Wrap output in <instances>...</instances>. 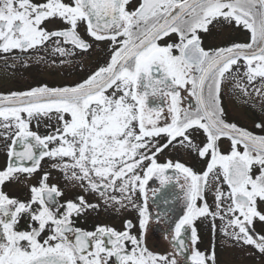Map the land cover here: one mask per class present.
I'll use <instances>...</instances> for the list:
<instances>
[{"label":"snow or ice","instance_id":"1","mask_svg":"<svg viewBox=\"0 0 264 264\" xmlns=\"http://www.w3.org/2000/svg\"><path fill=\"white\" fill-rule=\"evenodd\" d=\"M128 3L0 0V51H27L54 38V51L62 55L67 53L61 42L86 51L91 45L77 32L79 21L87 23L90 36L109 39L115 46L109 62L80 83L54 88L42 85L0 97L12 105L0 106V117L5 121L0 128L12 127L8 123L11 120L18 129L8 146L9 163L0 170V186L17 172L35 173L45 157L58 159L60 162L52 167L61 169L66 179L80 182L85 191L97 192L105 203H122L120 198L108 196L110 191L126 194L124 199L139 210L140 229L139 235H133L130 220L125 221L124 231L106 226H97L94 231L74 228V214L98 209L99 205L89 204L83 196L58 204L55 197L63 193L57 185L47 183L49 173L45 172L39 186L30 187L27 202L0 191V264H109L113 257L117 264H178L176 254L182 255L187 249L181 238L186 227L191 228L192 264H216L214 247L210 254L194 247L199 239L194 221L209 216L213 231L216 218L225 221L230 217L221 228L224 235L264 254V235L254 230L255 221L264 224V210L258 207V201L264 204V135L227 123L220 101L222 79L241 59L246 63L249 83L257 78L264 81V0H142L131 12ZM219 17L242 25L250 32V42L205 50L199 32H207L208 25ZM54 18L70 27H42ZM171 33L177 35L178 42L158 43ZM182 89L196 97L194 111L181 108ZM109 90L111 94H106ZM243 91L247 94L246 89ZM254 91L264 94V84ZM150 98L160 102L154 104ZM52 111L60 127L44 137L30 131L21 115L26 113L31 118ZM256 127L264 129V124ZM192 129H202L206 134L203 146L197 148L192 143ZM3 135L9 138L7 131ZM161 136L167 137L166 143L156 140ZM222 136L231 140L227 154L219 151L217 141ZM173 142L181 146L187 142L201 158L210 157L206 169L196 173L178 161L158 163L157 153ZM17 143L22 150H16ZM49 144L56 146L49 148ZM26 161L31 165L26 166ZM145 161L148 164L141 176L136 170ZM254 166H258V174L253 173ZM168 169L183 174L180 187L185 191L187 210L174 226L176 254L161 255L144 245L149 222L144 190L154 175L165 186L172 179L165 175ZM210 176L216 185L215 212L204 200ZM221 177L228 185L227 193L220 188ZM137 190L144 194V207L132 201L131 193ZM198 200L203 203L198 205ZM225 200L230 201L226 207ZM21 215L29 216L32 222L28 230L16 228ZM45 231L50 234L41 239ZM67 233H73L74 240Z\"/></svg>","mask_w":264,"mask_h":264},{"label":"flooded vegetation","instance_id":"2","mask_svg":"<svg viewBox=\"0 0 264 264\" xmlns=\"http://www.w3.org/2000/svg\"><path fill=\"white\" fill-rule=\"evenodd\" d=\"M46 0H33V3H45ZM64 3L71 4L73 0H63ZM142 0H129L127 4V10L133 11L139 7ZM42 27L47 30L64 29L70 27L67 23L63 22L59 18L49 19ZM77 32L79 35L87 41L91 47L83 51L79 48L73 47V45L64 44L61 42L60 46L66 49L67 54H60L54 51L56 44L55 38L45 42V44L37 46L27 51H21L19 49H13L8 53L0 51V97L7 96L12 92H26L34 87L47 85L50 88L73 86L77 83L87 79L94 71L99 67L105 66L112 55L113 42L109 39L96 40L90 36L87 32V23L85 21H79L77 25ZM199 35L202 41V47L205 50H214L218 48H226L234 43H248L250 42V32L246 30L242 25L237 26L235 21H225L222 17L214 19L208 25V31H200ZM124 37H118L123 39ZM178 42V37L175 33H171L169 36L162 38L158 41L160 45L167 43ZM178 54V53H175ZM29 59H32L29 63ZM29 63L28 69L34 68L35 82L39 84H14L11 83L12 79H16V75H21V72L26 71L25 65ZM27 66V65H26ZM246 72L247 66L243 59L237 62V65H233L232 69L225 73L221 82L220 101L221 107L224 111L223 119L227 123H235L239 128L246 129L255 135H264V129L256 127L258 123L264 124V96L258 97L257 95H248L242 91L243 84H228V82L234 77H231V73ZM198 75V73H193ZM46 79L49 82H44ZM20 81L21 79L18 78ZM10 81V82H9ZM34 82V83H35ZM7 86V87H6ZM190 88L191 85L189 84ZM111 94V90L108 93ZM240 95V96H239ZM181 108L194 111L197 107V100L195 96L189 94L186 90H181ZM153 103H159V98H150ZM9 101H0V106L10 107L12 105H5ZM235 103L241 104L244 111H240L236 108ZM241 113V114H239ZM241 115L242 118H240ZM27 121L29 130L37 133L39 136L44 137L55 129L60 127V122L57 118L55 111L48 113V115L34 114L33 117L28 118L26 113L21 114ZM165 115L167 116V107L165 102ZM66 119L69 117L66 116ZM234 118L238 121H234ZM170 122V117H168ZM5 123L3 118L0 117V124ZM8 123L12 124L9 129L0 128V170L7 167L9 163L8 158V146L12 143V137L18 129L14 126V123L10 120ZM163 125L164 121L160 122ZM8 132L9 138L5 139L3 133ZM192 143L198 148L203 146L207 142L206 134L202 129L189 130ZM179 139V138H178ZM156 140L160 144L167 142L166 136L157 137ZM219 151L227 154L231 151V140L222 136L218 141ZM56 145L49 144V148ZM17 151L22 150V146L17 143L15 146ZM239 150L243 152V146H239ZM39 149H37V152ZM158 163H166L171 160L173 163L180 162L185 166L190 167L196 173H202L206 167L210 157L201 158L198 152L192 147L187 146L185 142L184 146H181L178 142H173L162 152L157 153L156 156ZM58 159H52L45 157L40 162V168L32 173L30 176L27 173L17 172L13 178H10L2 186L0 191L5 192L10 198H15L20 201L27 202L31 198L30 187L32 185L39 186L41 177L45 172L49 173L47 183L49 185H57L62 196L55 197L58 204L63 205L67 200H76L77 197L83 196L89 204H98L99 208H90L79 215L74 214L72 216V226L74 228H80L84 231H94L97 226H106L116 229L117 231L125 230V221L130 220L132 222L131 233L133 235H139V210L132 206L127 199H124V193L119 191L108 192V196H116L121 199L122 203H105V199L101 198L97 192L85 191L81 187L80 182L71 181L66 179L64 172L59 168H54L52 165L59 163ZM148 162L138 168L136 171L143 175L142 169L147 167ZM26 166H30L31 162L26 161ZM258 166L253 167V173L258 174ZM165 175L172 177L171 180L165 185L161 186L159 176H152L148 183L145 185V194L147 195V209L149 213V222L146 231L144 232V245L149 251L165 254H176V248L174 247L175 241L172 239L174 236L175 223L186 212V200L185 191L180 187L184 183L183 174H178L175 169H168ZM177 178L179 182H177ZM119 183V182H118ZM86 187V182H85ZM220 188L223 192L229 191L228 185L223 182L221 177ZM159 189V191H156ZM215 191L216 185L209 177V183L204 190V200L207 201L210 210L216 211L215 203ZM132 201L140 206L144 207L145 198L144 194L140 191L131 193ZM202 200H198L197 204H202ZM230 201H223L224 207ZM35 208L36 205H33ZM55 208V205H52ZM258 207L260 210H264V204L258 201ZM63 211V209H61ZM230 217H226L225 221H221L219 218L215 219V231L212 227V217H199L194 221V227L197 230L199 237L196 245L194 246L199 251L205 254H210L215 250L216 264H264V254H261L254 246L243 243V241H237L229 236L224 235L221 231L222 226L226 223V220ZM32 223L29 216L21 215L19 222L16 226L17 230H28V225ZM254 230L260 235H264V224L258 220L254 223ZM232 231V229H229ZM48 231L41 234V239H44L49 235ZM70 239L74 240L73 233H67ZM181 238L187 245L186 251L182 255L176 254L178 264H192L191 255L193 245L191 243V228L186 227L182 232ZM131 249V245H128ZM231 249V250H230ZM230 258V259H229ZM109 264H117V261L113 257ZM210 264V262H209Z\"/></svg>","mask_w":264,"mask_h":264},{"label":"rangeland","instance_id":"3","mask_svg":"<svg viewBox=\"0 0 264 264\" xmlns=\"http://www.w3.org/2000/svg\"><path fill=\"white\" fill-rule=\"evenodd\" d=\"M32 59H29V63H30V61H31ZM29 63H27L26 65H25V69H26V71L25 72H21V75H17V74H15L16 75V79H12V77H11V83H14V84H39V83H37V82H35L34 81V79L36 78V76H35V70H34V68H31V69H28V65H29ZM231 75V77H233L229 82H228V84H243V88H242V91H243V89H246L247 90V94L248 95H250V96H252V95H257L258 97L260 96V97H263L264 96V94H261V95H258L257 93H256V91H254V88H261V86H262V84H264V81H261L260 80V78H257L255 81H253L252 83H249V81H248V78H247V74H246V72H240V73H231L230 74ZM18 78H20L21 80L19 81L18 80ZM45 81L44 82H49V81H47L46 79H44ZM9 81V82H10ZM35 82V83H34ZM7 87V86H6ZM244 92V91H243ZM245 93V92H244ZM240 96V95H239ZM234 108H235V111H237V109L236 108H239L240 109V111H244V108H243V106H241V104H237V103H235V105H234ZM239 114H241V113H239ZM238 114V116L240 117V118H242L241 117V115H239ZM234 121H238L237 119H235L234 118ZM231 250V249H230ZM230 259V258H229Z\"/></svg>","mask_w":264,"mask_h":264},{"label":"water","instance_id":"4","mask_svg":"<svg viewBox=\"0 0 264 264\" xmlns=\"http://www.w3.org/2000/svg\"><path fill=\"white\" fill-rule=\"evenodd\" d=\"M5 105H11V102H6V104Z\"/></svg>","mask_w":264,"mask_h":264}]
</instances>
